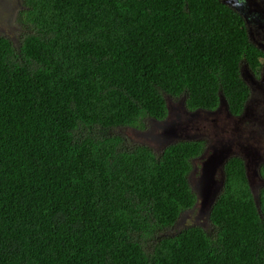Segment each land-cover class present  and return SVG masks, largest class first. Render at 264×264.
Segmentation results:
<instances>
[{
  "label": "trees",
  "instance_id": "obj_1",
  "mask_svg": "<svg viewBox=\"0 0 264 264\" xmlns=\"http://www.w3.org/2000/svg\"><path fill=\"white\" fill-rule=\"evenodd\" d=\"M18 42L0 34V264H264V184L227 157L211 228L173 235L196 204L204 141L161 152L118 128L221 99L240 116L258 61L221 0H23ZM264 180V164L260 167Z\"/></svg>",
  "mask_w": 264,
  "mask_h": 264
},
{
  "label": "rangeland",
  "instance_id": "obj_2",
  "mask_svg": "<svg viewBox=\"0 0 264 264\" xmlns=\"http://www.w3.org/2000/svg\"><path fill=\"white\" fill-rule=\"evenodd\" d=\"M23 5V0H0V34L15 42L22 36L19 16L24 9ZM166 98L170 106L165 119L147 117L143 126L118 128L116 132L124 136L128 145L146 144L156 152L182 139L204 141L205 149L192 160L189 174L196 204L183 211L175 226L162 234L173 235L190 225H200L209 230L208 213L222 190L223 157L239 155L245 160L254 193L264 184L259 172L264 163V103H250L245 115L232 117L224 100L213 111H190L181 98ZM206 169L209 172L213 169L216 171L215 175L209 176V182Z\"/></svg>",
  "mask_w": 264,
  "mask_h": 264
},
{
  "label": "flooded vegetation",
  "instance_id": "obj_3",
  "mask_svg": "<svg viewBox=\"0 0 264 264\" xmlns=\"http://www.w3.org/2000/svg\"><path fill=\"white\" fill-rule=\"evenodd\" d=\"M221 1L240 14L250 42L260 51L258 61L254 62L253 65L247 63L241 65V76L243 75L244 78H242L250 90L244 111L240 115L242 116L248 112L250 103H264V0Z\"/></svg>",
  "mask_w": 264,
  "mask_h": 264
},
{
  "label": "water",
  "instance_id": "obj_4",
  "mask_svg": "<svg viewBox=\"0 0 264 264\" xmlns=\"http://www.w3.org/2000/svg\"><path fill=\"white\" fill-rule=\"evenodd\" d=\"M242 77H243V75H242ZM244 78V77H243ZM223 101V99H221V101L220 102H222ZM229 157V156H228ZM223 159V163H222V172H223V181H222V184H221V186L223 187V183H224V171H223V168H224V164H225V161H226V159H227V157L226 158H222ZM247 166V165H246ZM205 172H206V176H207V178H208V182H209V176H213V174L215 175V169H213L212 170V172H209V170L208 169H206L205 170ZM254 192V191H253ZM256 196H257V193H254ZM218 197V196H217ZM216 197V198H217ZM215 201V200H214ZM214 201H213V203H214ZM213 203H212V205H213ZM210 210H211V207H210ZM210 210H209V213H208V216L210 215Z\"/></svg>",
  "mask_w": 264,
  "mask_h": 264
}]
</instances>
